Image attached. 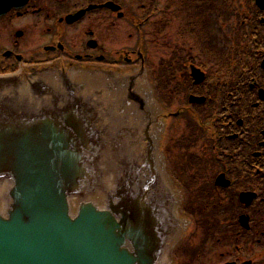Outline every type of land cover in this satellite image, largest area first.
Segmentation results:
<instances>
[{
    "label": "flooded vegetation",
    "instance_id": "1",
    "mask_svg": "<svg viewBox=\"0 0 264 264\" xmlns=\"http://www.w3.org/2000/svg\"><path fill=\"white\" fill-rule=\"evenodd\" d=\"M231 3L29 0L0 17V76L144 60L165 109L183 110L164 145L195 229L178 264H264V2L245 0L236 41Z\"/></svg>",
    "mask_w": 264,
    "mask_h": 264
},
{
    "label": "water",
    "instance_id": "2",
    "mask_svg": "<svg viewBox=\"0 0 264 264\" xmlns=\"http://www.w3.org/2000/svg\"><path fill=\"white\" fill-rule=\"evenodd\" d=\"M29 0H0V17ZM144 64L0 77V264H174L188 235Z\"/></svg>",
    "mask_w": 264,
    "mask_h": 264
},
{
    "label": "rangeland",
    "instance_id": "3",
    "mask_svg": "<svg viewBox=\"0 0 264 264\" xmlns=\"http://www.w3.org/2000/svg\"><path fill=\"white\" fill-rule=\"evenodd\" d=\"M245 0H232L231 3V12H230V19L232 21L231 24H233V38L236 41V39L241 36L238 33H246L245 31V27L243 25V20H241V15L243 16L245 14ZM233 9V10H232ZM239 16V18H238ZM239 21V22H238ZM123 21H121L122 23ZM231 28V27H229ZM125 29V30H124ZM123 29V32H126V38L131 40V38L129 37L130 33H134L131 29H129L127 26ZM129 42V41H128ZM123 45H128V44H132V41H130V43H127V40H124L121 42ZM108 46V45H107ZM112 45H110L109 47H111ZM194 239V238H193ZM191 243H193V240L191 241ZM185 245V244H184ZM184 245H181V248L184 247ZM185 248V247H184Z\"/></svg>",
    "mask_w": 264,
    "mask_h": 264
}]
</instances>
